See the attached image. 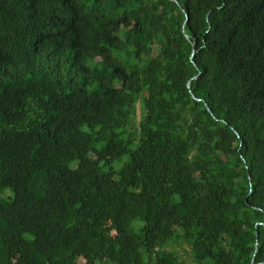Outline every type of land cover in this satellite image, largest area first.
Masks as SVG:
<instances>
[{"label":"trees","instance_id":"1","mask_svg":"<svg viewBox=\"0 0 264 264\" xmlns=\"http://www.w3.org/2000/svg\"><path fill=\"white\" fill-rule=\"evenodd\" d=\"M0 264H264V0H0Z\"/></svg>","mask_w":264,"mask_h":264},{"label":"rangeland","instance_id":"2","mask_svg":"<svg viewBox=\"0 0 264 264\" xmlns=\"http://www.w3.org/2000/svg\"><path fill=\"white\" fill-rule=\"evenodd\" d=\"M138 115H140V111L137 109V116H138ZM115 165H118V162H116ZM171 246H172V248H173V245H171ZM185 247H186V244H184L183 242H181L180 244L177 243V246H175L174 248H175L176 250H178V251L181 252V251H183V250L186 251ZM183 252H184V251H183ZM183 254L185 255V259H186V260H188V261L191 260L189 250H187V253H183Z\"/></svg>","mask_w":264,"mask_h":264},{"label":"water","instance_id":"3","mask_svg":"<svg viewBox=\"0 0 264 264\" xmlns=\"http://www.w3.org/2000/svg\"><path fill=\"white\" fill-rule=\"evenodd\" d=\"M191 56H193V53H192V55Z\"/></svg>","mask_w":264,"mask_h":264}]
</instances>
